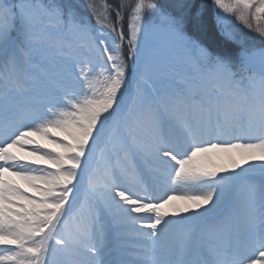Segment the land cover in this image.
Instances as JSON below:
<instances>
[{
    "label": "snow or ice",
    "instance_id": "1",
    "mask_svg": "<svg viewBox=\"0 0 264 264\" xmlns=\"http://www.w3.org/2000/svg\"><path fill=\"white\" fill-rule=\"evenodd\" d=\"M0 264H264V0H0Z\"/></svg>",
    "mask_w": 264,
    "mask_h": 264
},
{
    "label": "bare ground",
    "instance_id": "2",
    "mask_svg": "<svg viewBox=\"0 0 264 264\" xmlns=\"http://www.w3.org/2000/svg\"><path fill=\"white\" fill-rule=\"evenodd\" d=\"M180 201H176V203H179Z\"/></svg>",
    "mask_w": 264,
    "mask_h": 264
}]
</instances>
